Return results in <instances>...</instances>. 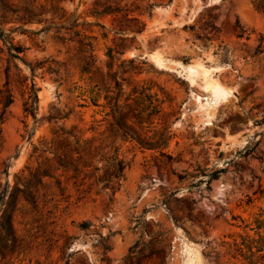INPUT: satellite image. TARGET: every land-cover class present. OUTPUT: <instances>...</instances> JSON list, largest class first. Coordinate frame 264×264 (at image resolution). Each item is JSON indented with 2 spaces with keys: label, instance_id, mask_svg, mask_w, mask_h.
<instances>
[{
  "label": "rangeland",
  "instance_id": "374dc122",
  "mask_svg": "<svg viewBox=\"0 0 264 264\" xmlns=\"http://www.w3.org/2000/svg\"><path fill=\"white\" fill-rule=\"evenodd\" d=\"M107 1L67 0L61 19L49 0L10 2L50 12L3 27L20 28L10 37L23 51L11 57L0 38V184L37 169L52 177L34 190L36 204L21 196L13 226L22 249L2 264H247L235 244L264 237V0H123L139 9L94 15ZM52 22L64 29L45 30ZM81 40L94 47L88 68ZM178 63L221 68L213 79L227 94L215 98ZM33 82L35 115L26 112ZM118 99L159 148L116 131ZM63 133L93 147L78 173L56 168L51 143ZM113 155L123 178L104 188L96 169Z\"/></svg>",
  "mask_w": 264,
  "mask_h": 264
},
{
  "label": "trees",
  "instance_id": "16d2710c",
  "mask_svg": "<svg viewBox=\"0 0 264 264\" xmlns=\"http://www.w3.org/2000/svg\"><path fill=\"white\" fill-rule=\"evenodd\" d=\"M49 1L53 5V19H61L62 15H60V12L63 11V9L59 8L58 5L63 2H66L67 0ZM122 1L123 0H108L106 3L95 2L94 15L107 16L125 12V17H129L130 14L127 13L133 12L134 9H139L138 7H134L131 10V8L127 6H121ZM10 2L11 0H0V38L6 46L9 45L10 51L12 49L16 51V55L12 53L10 54L11 57L17 58L23 50L20 47L13 45V43L11 42L10 34L19 30L20 28L11 30L9 33H5V29L3 27L9 23L15 22H20L22 24H30L35 21L43 22L42 15L45 13H49L50 11H46L44 7L38 9L34 4L31 3H28L20 9H17ZM260 10L264 14V8H260ZM77 22L78 21L74 22L72 28H76L79 26ZM56 27L58 31L64 29V26H55V23L52 22V25L46 27L45 30ZM78 35L79 34H77V36ZM243 35L244 30H241L240 37H243ZM80 46H82V48L85 50L84 54H89L88 56H86V59H88V68V66H91L92 62L94 61L93 44L91 42L85 43L84 40H81ZM30 70L33 75L34 67H30ZM116 86L119 90H121L120 84L118 82L116 83ZM30 99H32V103L29 107H27L26 112L35 115V106L38 101V97L36 94L34 82L31 87ZM119 101L120 100L118 99L112 107V114L114 116L115 125L117 127L116 131L121 132L122 137L124 138L131 137L132 139L136 140L143 148H159L160 145H154L153 143L146 141L140 134L134 131L133 127L129 124L130 120H138L135 115L130 117L131 111H125V108L129 107V99H127L125 106L119 105ZM12 102V97H9L7 103H5V107L11 104ZM66 135H69V133H63L62 135H58V137L54 139L51 143V148H53V150L49 149V151L52 150L50 152L54 155L57 169H63L66 172L73 170L75 173H78L79 162L87 158H93V147L91 146L89 140H82L76 135H70V137L72 136L75 139V142L72 143L69 141V137ZM83 144L85 145L83 146ZM37 151L39 150L35 148L34 152ZM41 151L43 154L48 152L46 150ZM75 155H77L78 157L75 158ZM103 160H106L107 165L103 166L102 168H97L96 171H103V174L99 177L98 182L102 183L104 185V188H108L111 182L117 184L123 178L124 165L123 162L120 161L116 155H113ZM84 167L87 166L84 165ZM46 177H52L51 169H37L35 172L30 171L29 178H21L20 176H16V184L14 187H10L8 183L4 187H2V185L0 184V264L6 261L7 258L13 257L15 253H20L22 249L21 241L18 238L13 226L14 214L18 209L21 196L29 203L36 204L34 190L37 188L38 185H41L43 183V180ZM217 177L218 174H214L212 176V178ZM57 184H60L59 180H57ZM111 189L114 191L116 188L115 186H112ZM81 227L87 229L88 225L85 223ZM262 227H264V223H261L260 228ZM68 247L69 243L65 245V250H67ZM254 247L256 248V252H253ZM234 251L236 256L242 257L243 261L247 264H264V254L257 256V253L264 252V237L260 236L258 241L250 242L248 245H246V249H244L240 245L235 244ZM66 264H68V261L66 262Z\"/></svg>",
  "mask_w": 264,
  "mask_h": 264
},
{
  "label": "bare ground",
  "instance_id": "6f19581e",
  "mask_svg": "<svg viewBox=\"0 0 264 264\" xmlns=\"http://www.w3.org/2000/svg\"><path fill=\"white\" fill-rule=\"evenodd\" d=\"M160 68L166 69L168 68L166 65L165 60L161 54L155 53L152 55ZM178 69L175 70L180 74H184L188 80L191 82L194 81L195 77L201 75L206 84V88L214 95V97H221L227 94V90L223 88L218 81L213 79V72L219 71L221 68L214 67V68H206L203 64L198 63L196 65H188L183 66L181 64H177Z\"/></svg>",
  "mask_w": 264,
  "mask_h": 264
}]
</instances>
